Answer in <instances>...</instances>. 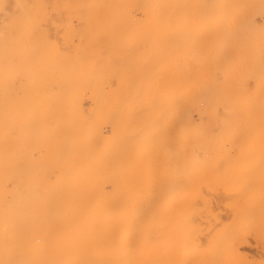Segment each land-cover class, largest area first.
I'll return each mask as SVG.
<instances>
[{
    "label": "rangeland",
    "instance_id": "374dc122",
    "mask_svg": "<svg viewBox=\"0 0 264 264\" xmlns=\"http://www.w3.org/2000/svg\"><path fill=\"white\" fill-rule=\"evenodd\" d=\"M12 1H14L15 5ZM110 1L0 0V264H74L72 260H69L73 257V253H67L70 252V250L63 244L65 241L69 243L65 237H70L72 233H75L73 231L76 230V226L73 225L74 222L73 224L66 222L70 216H62V211L57 205H46L42 203L45 200L42 201L41 199L39 202L38 199L29 198V204L32 205L31 208L33 207V202L36 200L41 204V209H39L41 211L38 212V210H36L37 213L34 212L35 210H33V208L36 202L34 203L32 211L31 209L28 210V207L25 211L23 210L24 205L26 207L28 201L24 203V198H21V200L20 198L16 199L15 197H11L7 191L12 183L14 153L12 144L13 125H17L15 126V128H18L17 132L21 130L25 135L26 133L24 132H29L30 135L33 134L34 131L38 133L41 131L40 128L46 129L44 134L48 131L51 132L48 133V135L41 134L42 138L44 137L43 141L40 139V134L38 133L37 136H39L36 137V140L34 138L33 141L32 137L30 138L27 136L30 139L26 142H21V139L25 140L24 138H26H23V134L21 133L22 135L19 134L21 137L19 136L20 139H18L19 143L17 148L19 150L21 145L22 148L23 146H28L29 148L31 145L30 148H33L32 150L30 148L24 149V152L21 154L19 151L20 153H18V155L21 154L20 156L24 157V159H33L32 161H35L34 163L36 164L42 162L43 165L53 166L58 161V163H61V160L67 159L66 157L70 158L77 155V139L74 132H77L79 129V126L82 124L81 120H84V116H87L86 118L91 120L86 121V123L84 122V124L88 125L83 129V137L86 135L84 138H93L97 141L94 146L96 149L93 148L91 156L98 162H103L105 160L103 163L110 164L114 171L116 169L114 174L115 176L118 175V177L116 180L114 179L113 188L115 187L114 189H117V193L115 192L117 197L123 200L124 198H122V196L126 194L128 199L130 198V202L131 198L134 200L130 203H134V207L129 204L130 206H126L127 209L124 208V212L122 211L123 214L121 210H123L125 205H128L126 202H129L127 197H125L126 195L124 196L125 200H127L126 202L123 201L125 205L121 207L119 205L117 210L114 211V217L116 216L115 218L118 219V221L121 219L120 221H126L128 223L138 222L140 218L139 216L137 218L136 212L140 211V209L141 211L145 209L146 212L150 210L148 207L145 208L146 205H151L150 201L152 202V200L149 199L151 197L153 198L151 194L154 193V185L150 183V181L154 180L156 182L157 180L156 183L161 181L167 184L173 182L174 180L171 181V179L175 177V188L177 192L176 190L170 191L174 193L171 194L172 197L169 191H165L166 193L163 192V196L166 197L161 200L162 202L160 199L163 197L158 196L159 201L155 199L157 203H155L156 201L154 200L155 202H152L154 206H151V209H154L155 204H158L156 207L158 206L160 210L155 208V212L151 210L149 213L157 214L156 212H160L161 209H168L170 206L172 207L176 204L175 206L177 207L175 210L176 212L178 211L177 213L179 216L175 213V210H173L172 214L168 215L171 217L164 218L168 216H156L158 218L157 220L154 216L149 218L147 223L148 225L152 223L150 226H153L156 222V225L160 226L164 223L166 225L170 224L174 220L172 223H182L184 228L188 227V229H191L196 239L200 240L202 238L201 240L205 239L203 240L204 242L206 240L208 241L204 244L205 246L203 245L202 248L204 249H200V252L195 251L190 253V257L187 259H192L193 261L190 260V262H188V260H186V264L187 262L188 264H209L210 260L218 264L222 258L219 264H224L225 262V264H245L246 262V264H264V239L262 238V242V239L257 240L250 235L254 228L258 230L262 229V227L264 228V201L261 200H264V193L260 194L264 192V166H260L264 165V0ZM60 2L63 4L61 3V5H59ZM107 5L111 6L108 8ZM76 6L79 7V9ZM15 9H18V12L15 11ZM110 18L111 20H109ZM25 21H27L28 24ZM2 24L3 26H1ZM33 29H35L34 33L32 31ZM78 31H81L79 32L80 35H78ZM30 42L31 44H29ZM17 44L19 45L18 47ZM86 44H89V47L86 46ZM109 45L110 47L108 48ZM11 49L14 51H11ZM32 50L33 53L36 51L34 53L35 55L32 54ZM7 51L8 53H6ZM29 51L31 53H29ZM16 56L20 57L16 59ZM11 58L14 62H11V65L9 63L7 64L6 60L9 59L12 61ZM27 61L29 63H27ZM116 62L118 64L115 65ZM121 62L124 63L122 64ZM50 63L52 64L50 65ZM4 65H8V70L5 69L6 67ZM44 66L48 68V70L45 69ZM13 68L16 69L15 72ZM39 68L41 70H39ZM109 69L113 71L111 72ZM30 70H35V73L33 74V71L29 73ZM43 71H45L46 75ZM40 72L42 73L40 74ZM8 74L12 75L9 76ZM84 76H86V78H84ZM89 82L91 84H89ZM62 86L63 88H61ZM3 89L6 91L4 94ZM3 95L6 96L4 97ZM58 96L61 102H59ZM99 96L101 97L100 99ZM103 97H105L106 100ZM15 98L17 99L15 100ZM6 100L7 102H5ZM45 100H47V103H45ZM54 100H56L55 102H59L58 106H56L58 102L55 104V102H53ZM90 101H93V103ZM121 101L122 104H120ZM42 102H44V104ZM68 105L70 107H68ZM42 106L44 107L43 110ZM98 106H101V108H98ZM36 107L39 109H36ZM48 108L50 111H45ZM68 108H70V110H68ZM102 108L106 110V112H104ZM20 109L21 111L25 109V112H23V110L22 114H26L21 115ZM88 109L90 111L92 110V112ZM27 111L31 113L28 112L27 114ZM44 112L46 114L43 115ZM49 112H51V114ZM69 112H72L71 114L73 115H70ZM85 112H88L91 116L87 115ZM57 113L61 114L58 115ZM77 114L78 116H76ZM103 114L107 115L104 116ZM13 115L18 119L16 120ZM92 115L98 122L97 120H92ZM62 117L64 120H62ZM69 117H73L71 118L73 123L70 121ZM57 118L59 120L61 119L63 124L61 120L57 121ZM125 119L126 122L124 123ZM13 120L18 122L14 123L15 121ZM42 120L44 121L42 122ZM121 120L124 123H122L123 126L120 125L122 122ZM26 121L30 122L29 125ZM45 121L47 124H44ZM92 121H94V125L91 124L93 123ZM59 122L62 124H60L62 127L59 126ZM21 123H26V129L30 127L29 130H26L25 126L21 125ZM90 124L93 125L91 128ZM64 125H66V127ZM20 126H24V129L21 127L22 130ZM32 127H35L36 130ZM89 131L94 132H90V137L87 135ZM49 135L51 138H49V141H46L45 139L48 138ZM94 135H97L98 138ZM33 136H35V132ZM26 139L28 140V138ZM104 140H107L106 143H104ZM35 141L36 143H34ZM22 148L20 150H22ZM40 148L41 152H46L47 154L41 153ZM33 150H38L40 153H38V151L34 153ZM130 150H132L131 153ZM32 153L34 154L31 157L30 154L32 155ZM160 153L163 154L161 155ZM37 154H40L39 156L41 157ZM152 154L153 156H151ZM101 155H103L102 160H100L102 157ZM147 156H149V158ZM109 157L110 159H108ZM251 157L255 160L253 158L250 159ZM49 158L51 160L54 159V162ZM171 159L173 162H171ZM161 164L163 166L160 167ZM170 165L171 167H169ZM172 165L181 166L182 170L179 172L180 177L174 172ZM134 167L137 168V170ZM171 168L173 171L171 170L170 172ZM125 169L131 171V176L133 178L130 177L123 181L124 175L131 174ZM238 170H240V172ZM120 171H122V173ZM163 173L165 174L162 175ZM121 174L123 175L120 178ZM149 174L151 176H149ZM136 175H141L143 180L134 177ZM194 176L196 178H194ZM252 176L258 177L254 179L255 177L252 178ZM153 177L155 179H153ZM159 177H161L163 181L160 180ZM251 178L254 179L251 182L252 185L248 182V179L250 180ZM135 179L138 182L140 181L139 184H134ZM181 179H183L185 183L182 182ZM194 179L196 181H194ZM257 179H259V181H257ZM116 181L117 183L119 182L118 185L120 183L122 184L119 188ZM127 181L130 182L131 185ZM186 181H190V183ZM246 181L247 186L245 184ZM125 182L127 183L125 184ZM149 183L150 190H148L149 187L146 188ZM182 183L183 185L187 184V186L178 190L177 188L181 187ZM254 183L256 186L252 188ZM261 184L263 186H261ZM135 185L139 186L135 187ZM144 185L146 186L144 187ZM131 187L134 188L132 189ZM139 187L140 189H138ZM250 187L253 189L252 191L257 192L253 194L251 190V192H248V188L250 189ZM241 188H243V190H241ZM246 190L248 193H243ZM240 191H242L243 194H241ZM142 196L147 198L151 197L149 199H144ZM253 197L258 198V200L260 199L257 201L258 203L262 202L260 204L255 202L254 205L251 206V200L254 199ZM166 198H168L167 203L164 202ZM141 199L143 201H141ZM188 199L193 202L188 201ZM14 200L19 204L15 203ZM168 200H170L169 203ZM178 200L181 201L178 202ZM121 202L122 201L119 203L121 204ZM159 202L161 203L160 205ZM190 202H192L193 205ZM21 203H24V205L22 206ZM39 203L38 205H40ZM172 203L174 204L172 205ZM183 203L188 205V209L184 207L185 205ZM15 205L18 206L17 210L19 208V212L16 211ZM38 205L36 206L37 208L35 207L34 209H38ZM139 206L142 207L140 208ZM50 207L52 208L49 209ZM248 207H250V209ZM256 208H262L263 213L262 209L260 211ZM118 209L121 213L118 212ZM251 211L259 214L257 215L259 218L257 219V217H255L256 215H253ZM127 214L130 217L127 216ZM132 215H135L138 220L136 218L134 220L135 216L133 217ZM61 216L65 218L66 221L62 220ZM118 216L120 217L118 218ZM121 217L124 218L122 219ZM181 217L184 219L182 222L180 221L183 220ZM228 217L230 220L228 219L227 221ZM254 217L256 220L253 219ZM153 218L156 221H153ZM176 218V221H179L178 223L175 222ZM189 219L190 221L193 220L191 221L193 222L192 224L188 221ZM253 220H255L254 224ZM157 221L159 223H157ZM236 221L237 223H235ZM203 222L205 224H203ZM248 224H250L251 230L247 228L249 227ZM241 226L244 228L242 229ZM232 228H236L238 234H236L235 229L231 231ZM228 229H230L232 233ZM240 229H242V231ZM244 229H247L246 232ZM249 230L250 233L248 232ZM241 232L243 233L241 234ZM203 234L204 236H202ZM226 235L227 237L225 238L224 236ZM221 236L225 239L220 238ZM216 238L219 239V242H217L218 240ZM228 238L234 239V241L238 240L240 241L239 243H242L245 239H247L246 242L248 241L247 243L244 242L241 244L239 254L242 255H238L240 257L236 255L238 259L236 256H234L236 259L233 258L232 254H224L223 252V250L226 249ZM69 239L72 240L71 237ZM212 245L214 247H211ZM223 247L225 248L223 249ZM220 248L222 250H220ZM218 250H220V252L222 251V254L220 253V257L216 258L217 255L219 256V254H217V252L219 253ZM207 255L209 258L213 255V260L212 258H208V260L205 259L204 261L203 256L207 258ZM196 257L199 258L198 262L196 261ZM217 259H219V261H216ZM68 260L71 262H68ZM215 262L210 264H215Z\"/></svg>",
    "mask_w": 264,
    "mask_h": 264
},
{
    "label": "bare ground",
    "instance_id": "6f19581e",
    "mask_svg": "<svg viewBox=\"0 0 264 264\" xmlns=\"http://www.w3.org/2000/svg\"><path fill=\"white\" fill-rule=\"evenodd\" d=\"M27 1H29V0H27ZM48 1H50V0H48ZM53 1V0H52ZM85 1V0H84ZM95 1V0H94ZM107 1V0H106ZM110 1V0H109ZM114 1V0H113ZM13 2V4H14V1H12ZM17 2V1H16ZM15 2V3H16ZM37 2V1H36ZM70 2V1H69ZM111 2V1H110ZM125 2V1H124ZM22 3V2H21ZM34 3V2H33ZM47 3V2H46ZM57 3V2H56ZM61 3L62 2H60L59 3V5H61ZM81 3V2H80ZM104 3V2H103ZM106 3V2H105ZM109 3V2H108ZM120 3V2H119ZM4 4H5V2H4ZM19 4V3H18ZM42 4V3H41ZM41 4H40V6H41ZM48 4V3H47ZM52 4V3H51ZM55 4V3H54ZM63 4V3H62ZM113 4V3H112ZM118 4V3H117ZM7 5V4H6ZM15 5V4H14ZM58 5V4H57ZM105 5V4H104ZM2 6V5H1ZM19 6H20V4H19ZM29 6V5H28ZM75 6V5H74ZM77 6H78V4H77ZM76 6V7H77ZM83 6V5H82ZM97 6V5H96ZM108 6V5H107ZM111 6V5H110ZM110 6H108V8L110 7ZM45 7V6H44ZM60 7V6H59ZM75 7V8H76ZM23 8V7H22ZM41 8H42V6H41ZM78 9H79V7H77ZM85 8V7H84ZM87 8H89V7H87ZM116 8V7H115ZM3 9V8H2ZM101 9V8H100ZM118 9V8H117ZM125 9V8H124ZM18 9H15V11H17ZM32 10V9H31ZM37 10H38V8H37ZM40 10V9H39ZM123 10V9H122ZM5 11V10H4ZM14 11V12H15ZM26 11V10H25ZM34 11V10H33ZM97 11V10H96ZM102 11V10H101ZM3 12V11H2ZM18 12V11H17ZM41 12H42V10H41ZM103 12V11H102ZM108 12V11H107ZM30 13V12H29ZM88 13V12H87ZM104 13V12H103ZM17 14V13H16ZM37 14H38V11H37ZM102 14V13H101ZM110 14H112V13H110ZM17 15H19V14H17ZM114 15V14H113ZM124 15V14H123ZM8 16H10V15H8ZM33 16H34V14H33ZM105 16V15H104ZM14 17V16H13ZM15 17H16V15H15ZM20 17V16H19ZM22 17V16H21ZM43 17V16H42ZM41 17V18H42ZM109 17V16H108ZM114 17V16H113ZM2 18V17H1ZM116 18H117V16H116ZM129 18V17H128ZM79 19V18H78ZM103 19V18H102ZM108 19V18H107ZM113 19H115V18H113ZM21 20V19H20ZM33 20V19H32ZM109 20H111V18L109 19ZM11 21V20H10ZM27 21H28V19H27ZM27 21H25V22H27ZM34 21V20H33ZM123 21V20H122ZM3 22V21H2ZM7 22V21H6ZM5 22V23H6ZM24 22V23H25ZM30 22V21H29ZM35 22V21H34ZM105 22V21H104ZM10 23V22H9ZM8 23V24H9ZM89 23V22H88ZM95 23V22H94ZM27 24H28V22H27ZM31 24V23H30ZM106 24V23H105ZM7 25V24H6ZM21 25V24H20ZM31 25H33V24H31ZM84 25H85V23H84ZM92 25V24H91ZM93 25H95V24H93ZM103 25V24H102ZM117 25V24H116ZM115 25V26H116ZM122 25V24H121ZM1 26H3V24L1 25ZM119 26V25H118ZM12 27V26H11ZM124 27V26H123ZM5 28H6V26H5ZM13 28H14V26H13ZM12 28V29H13ZM3 29V28H2ZM11 29V30H12ZM15 29V28H14ZM28 29V28H27ZM31 29H32V27H31ZM81 29V28H80ZM110 29V28H109ZM20 30V29H19ZM34 30L35 29H33L32 31H33V33H34ZM37 30V29H36ZM2 31V30H1ZM15 31H18V30H15ZM42 31V30H41ZM41 31H38V32H41ZM102 31V30H101ZM105 31V30H104ZM115 31V30H114ZM126 31V30H125ZM13 32V31H12ZM22 32V31H21ZM45 32V31H44ZM79 32H81V31H78V35H80L79 34ZM86 32V31H85ZM1 33V32H0ZM6 33V32H5ZM15 33V32H14ZM13 33V34H14ZM36 33V32H35ZM9 34H11V33H9ZM38 34V33H37ZM42 34V33H41ZM46 34V33H45ZM85 35H86V33H85ZM88 35V34H87ZM91 35V34H90ZM109 35V34H108ZM119 35V34H118ZM36 36V35H35ZM42 36H44V35H42ZM95 36V35H94ZM114 36V35H113ZM13 37V36H12ZM30 37H31V35H30ZM82 37V36H81ZM88 37V36H87ZM97 37V36H96ZM2 38H5V37H2ZM27 38V37H26ZM83 38H84V36H83ZM9 39V38H8ZM3 40V39H2ZM23 40H24V38H23ZM83 40V39H82ZM1 41V40H0ZM6 41H7V39H6ZM20 41V40H19ZM28 41V40H27ZM30 41V40H29ZM80 41H81V38H80ZM89 41H90V39H89ZM46 42V41H45ZM106 42V41H105ZM25 43H26V40H25ZM87 43V42H86ZM95 43V42H94ZM20 44H21V42H20ZM29 44H31V42L29 43ZM29 44H27V45H29ZM111 44V43H110ZM119 44V43H118ZM124 44V43H123ZM19 45L17 44V47H18ZM80 46V45H79ZM86 46H88L89 47V44L87 45L86 44ZM97 46V45H96ZM106 46H107V44H106ZM113 46H115V45H113ZM2 47H3V45H2ZM24 47V46H23ZM39 47H41V46H39ZM110 47V45L108 46V48ZM16 48V47H15ZM14 48V49H15ZM99 48H100V46H99ZM33 49V48H32ZM93 49V48H92ZM112 49V48H111ZM116 49V48H115ZM114 49V50H115ZM13 49H11V51H12ZM16 50V49H15ZM52 50V49H51ZM81 50V49H80ZM88 50V49H87ZM105 50H106V48H105ZM109 50V49H108ZM119 50V49H118ZM124 50V49H123ZM10 51V50H9ZM14 51V50H13ZM85 51V50H84ZM111 51V50H110ZM124 51H126V50H124ZM16 52H17V50H16ZM32 52V54L33 55H35L34 53L36 52H34L33 53V50L31 51ZM30 51H29V53H31ZM38 52V51H37ZM41 52V51H40ZM47 52V51H46ZM6 53H8V51L6 52ZM5 53V54H6ZM27 53V52H26ZM59 53V52H58ZM104 53V52H103ZM102 53V54H103ZM28 54V53H27ZM81 54V53H80ZM84 54V53H83ZM87 54V53H86ZM1 55H3V54H1ZM23 55V54H22ZM10 56V55H9ZM23 56H25V55H23ZM29 56V55H28ZM49 56V55H48ZM81 56V55H80ZM92 56V55H91ZM107 56V55H106ZM220 56V55H219ZM225 56V55H224ZM5 57V56H4ZM7 57V56H6ZM12 57V56H11ZM17 57H20V56H16V59H17ZM85 57H86V55H85ZM96 57V56H95ZM126 57V56H125ZM1 58H2V56H1ZM28 58V57H27ZM12 59V58H11ZM29 59V58H28ZM82 59V58H81ZM6 60V59H5ZM34 60V59H33ZM99 60V59H98ZM110 60V59H109ZM108 60V61H109ZM121 60V59H120ZM4 61V60H3ZM20 61V60H19ZM40 61V60H39ZM56 61V60H55ZM79 61H80V59H79ZM83 61V60H82ZM88 61V60H87ZM106 61V60H105ZM111 61H113V60H111ZM124 61V60H123ZM13 63L14 61H13V59H12V61H10L9 59L8 60H6V63L8 64H10V63ZM15 62H16V60H15ZM47 62H48V60H47ZM52 62V61H51ZM83 62H85V61H83ZM100 62V61H99ZM115 62V61H114ZM113 62V63H114ZM220 62V61H219ZM5 63V62H4ZM5 63V64H6ZM17 63V62H16ZM27 63H29L28 61H27ZM36 63V62H35ZM88 63V62H87ZM101 63V62H100ZM111 63V62H110ZM122 64L124 63V62H121ZM120 63V64H121ZM126 63V62H125ZM40 64V63H39ZM43 64V63H42ZM52 63H50V65H51ZM112 64V63H111ZM116 64H118L117 62L115 63V65ZM119 64V65H120ZM11 65V64H10ZM49 65V66H50ZM89 65H90V63H89ZM99 65V64H98ZM5 66V65H4ZM7 66L8 65H6L4 68L5 69H7ZM20 66V65H19ZM23 66V65H22ZM48 66V67H49ZM84 66V65H83ZM88 66V65H87ZM12 67V66H11ZM39 67V66H38ZM79 67V66H78ZM106 67V66H105ZM2 68V67H1ZM20 68H21V66H20ZM35 68V67H34ZM44 68H45V66H44ZM104 68V67H103ZM112 68V67H111ZM5 69H3V70H5ZM14 69V68H13ZM13 69H10V70H13ZM45 69H47L48 70V68H45ZM83 69V68H82ZM93 69H95V68H93ZM101 69V68H100ZM125 69V68H124ZM8 70V69H7ZM15 70L16 69H14V72H15ZM22 70V69H21ZM39 70H41L40 68H39ZM99 70V69H98ZM109 70H111V69H109ZM31 71H33V70H30V72L29 73H31ZM95 71V70H94ZM101 71V70H100ZM113 70H111V72H112ZM124 71V70H123ZM9 72H11V71H9ZM44 73H45V71H43ZM49 72V71H48ZM87 72V71H86ZM89 72V71H88ZM102 72V71H101ZM20 73V72H19ZM26 73V72H25ZM28 73V72H27ZM35 73V70L33 71V74ZM42 72H40V74H41ZM124 73V72H123ZM32 74V75H33ZM98 74H99V72H98ZM108 74V73H107ZM9 75V74H8ZM10 75H12V74H10ZM9 75V76H10ZM14 75V74H13ZM31 75V76H32ZM45 75H46V73H45ZM45 75H43V76H45ZM47 75H48V73H47ZM57 75V74H56ZM80 75V74H79ZM102 75V74H101ZM211 75V74H210ZM41 76V75H40ZM92 76V75H91ZM91 76H90V78H91ZM96 76V75H95ZM174 76V75H173ZM24 78H25V76H24ZM33 78H34V76H33ZM38 78H39V76H38ZM84 78H86V76H84ZM9 79V78H8ZM46 79V78H45ZM101 79H102V76H101ZM176 79V78H175ZM47 80V79H46ZM51 80V79H50ZM49 80V81H50ZM54 80V79H53ZM84 80H86V79H84ZM105 80V79H104ZM4 81V80H3ZM9 81H11V80H9ZM26 81H27V79H26ZM56 81H58V80H56ZM95 81H96V79H95ZM6 82V81H5ZM44 82V81H43ZM51 82V81H50ZM82 82V81H81ZM123 82V81H122ZM58 83V82H57ZM96 83H97V81H96ZM121 83V82H120ZM3 84V83H2ZM13 84V83H12ZM33 84V83H32ZM89 84H91L90 82H89ZM25 85V84H24ZM57 85V84H56ZM55 85V86H56ZM50 86H52V85H50ZM78 86V85H77ZM80 86H81V84H80ZM83 86V85H82ZM97 86V85H96ZM100 86V85H99ZM6 87V86H5ZM13 87V86H12ZM25 87V86H24ZM52 88V87H51ZM61 88H63V86L61 87ZM104 88V87H103ZM6 89H8V88H6ZM31 89V88H30ZM53 89H55V88H53ZM58 89V88H57ZM123 89V88H122ZM4 90V89H3ZM81 90V89H80ZM84 90V89H83ZM97 90V89H96ZM7 91H9V90H7ZM38 91H39V89H38ZM37 91V92H38ZM41 91V90H40ZM99 91V90H98ZM102 91H104V90H102ZM6 91L4 90V92H3V94L5 93ZM44 92V91H43ZM64 92V91H63ZM93 92V91H92ZM40 93V92H39ZM48 93V92H47ZM47 93H45V94H47ZM53 93V92H52ZM114 93V92H113ZM41 94V93H40ZM63 94V93H62ZM14 95V94H13ZM64 95V94H63ZM79 95V94H78ZM86 95V94H85ZM4 97L6 96V95H3ZM84 96V95H83ZM114 96V95H113ZM123 96V95H122ZM53 97H55V96H53ZM78 97V96H77ZM88 97V96H87ZM93 97V96H92ZM97 97H98V95H97ZM125 97V96H124ZM28 98H29V96H28ZM46 98V97H45ZM57 98H59V96L57 97ZM76 98V97H75ZM79 98V97H78ZM77 98V99H78ZM82 98V97H81ZM84 98V97H83ZM101 97L99 96V99H100ZM104 99H105V97H103ZM115 98H117V97H115ZM5 99V98H4ZM17 98H15V100H16ZM23 99V98H22ZM88 99V98H87ZM95 99V98H94ZM110 99V98H109ZM25 100V99H24ZM57 100V99H56ZM56 100H54L53 102H55ZM59 100H60V98H59ZM70 100V99H69ZM75 100V99H74ZM79 100V99H78ZM82 100V99H81ZM106 100V99H105ZM121 100H122V98H121ZM32 101V100H31ZM46 102L45 103H47V100H45ZM94 101V100H93ZM93 101H90V102H92L93 103ZM101 101H102V99H101ZM104 101V100H103ZM5 102H7V100L5 101ZM30 102V101H29ZM58 102V101H57ZM57 102H55V104L57 103ZM59 102H61V100L59 101ZM59 102H58V104L56 105V106H58L59 105ZM71 102V101H70ZM73 102H75V101H73ZM79 102H80V100H79ZM89 102V101H88ZM30 103H32V102H30ZM43 104H44V102H42ZM50 103H51V101H50ZM105 103H106V101H105ZM124 103V102H123ZM18 104H19V102H18ZM49 104V103H48ZM61 104V103H60ZM96 104V103H95ZM108 104V103H107ZM119 104V103H118ZM120 104H122V101L120 102ZM22 105H24V104H22ZM28 105H29V103H28ZM31 105V104H30ZM35 105V104H34ZM90 105V104H89ZM97 105V104H96ZM99 105V104H98ZM101 105V104H100ZM102 105H104V104H102ZM109 105H110V103H109ZM108 105V106H109ZM15 106V105H14ZM16 106H17V104H16ZM26 106H27V104H26ZM85 106V105H84ZM94 106V105H93ZM112 106V105H111ZM120 106H122V105H120ZM37 107H38V105H37ZM36 107V109H39V108H37ZM43 107V106H42ZM41 107V108H42ZM64 107V106H63ZM68 107H70L69 105H68ZM103 107V106H102ZM29 108H30V106H29ZM60 108V107H59ZM98 108H101V106L99 107L98 106ZM106 108V107H105ZM129 108V107H128ZM128 108H126V109H128ZM16 109H17V107H16ZM44 109V107L42 108V110ZM61 109V108H60ZM85 109V108H84ZM92 109V108H91ZM103 109V108H102ZM101 109V110H102ZM112 109V108H111ZM24 110V111H23ZM22 111L23 112H25V109H23ZM50 111V109L48 108L47 110H45V111ZM68 110H70V108H68ZM74 110V109H73ZM86 110V109H85ZM89 110V109H88ZM87 110V111H88ZM101 110H100V112H101ZM104 110V109H103ZM115 110V109H114ZM116 110H117V107H116ZM13 111H14V109H13ZM12 111V112H13ZM22 111H21V109H20V113H21V115H24V114H26V113H24V114H22ZM35 111V110H34ZM58 111V110H57ZM61 111V110H60ZM67 111V110H66ZM76 111V110H75ZM90 111V110H89ZM88 111V112H89ZM97 111H99V110H97ZM28 112H30V111H27V114H28ZM36 112V111H35ZM43 112V111H42ZM51 112H53V111H51ZM51 112H49L50 114H51ZM62 112V111H61ZM86 113L87 115H90L91 116V114H89V113ZM90 112H92V110L90 111ZM104 112H106V110H104ZM103 112V113H104ZM19 113V114H20ZM31 113V112H30ZM70 113V112H69ZM72 113V112H71ZM70 113V115H73V114H71ZM102 113V112H101ZM100 113V114H101ZM14 114V113H13ZM44 114H46L45 112L43 113V115ZM49 114V115H50ZM56 114V113H55ZM58 114V113H57ZM59 114H61V113H59ZM58 114V115H59ZM65 114V113H64ZM76 114V113H75ZM74 114V115H75ZM41 115H42V113H41ZM82 115V114H81ZM104 115V114H103ZM105 115H107V114H105ZM104 115V116H105ZM115 115V114H114ZM120 115V114H119ZM130 115V114H129ZM128 115V116H129ZM15 118H16V116L15 115H13ZM18 116V115H17ZM66 116V115H65ZM76 116H78V114L76 115ZM93 116V115H92ZM94 116H95V114H94ZM94 116H93V118H92V120H94V121H96L97 119H94ZM103 116V117H104ZM117 116V115H116ZM127 116V117H128ZM22 117V116H21ZM37 117V116H36ZM43 117V116H42ZM45 117V116H44ZM87 117V116H86ZM85 116H84V120H81L82 121V124L79 126V129L77 130L76 128V130H77V132H74V135L76 136V142H77V145H76V149L78 150V152H76L77 153V155H74L73 153V157H70V158H68V157H66L67 159H65V160H61V163H56L55 165H51V166H48V165H43V163L42 162H40V164H39V162L36 164V163H34L32 160L33 159H29V158H26V159H24V157H22V156H20L23 152H24V149H29L30 147H31V145L29 146V148H28V146L27 147H24L23 146V148H22V145H21V147H20V149L22 148V150H18V148H17V146H18V139H20L19 138V136L21 137V135L23 134V131H21L20 130V132H17V130H18V128L16 129L15 128V126H17L16 124H15V126L13 125L12 126V144H13V148H14V153H13V172H12V183H11V187L8 189V193L11 195V197H15L16 199L17 198H24V203H26L27 201H28V203H27V205H30L29 203V201H30V199H38L39 200V202H40V199L43 201V200H45L44 202H42V203H45L46 205H57L58 206V208L59 209H61V211H62V216H65V215H69L70 216V218L66 221V219L65 218H63L62 216V220H65L66 222H69V223H72L73 224V222H74V224L73 225H75L76 226V230H74L73 232H75L74 234L72 233V235L70 236L71 238H72V240H73V242H72V240H70L69 238V236H67V237H65V239H67L68 240V242L69 243H67L66 241L63 243V244H65L66 245V247H68L69 248V250H70V252H67V253H73V257L72 258H70L69 260H72L73 261V263L74 264H186V260H188V262H190V260L191 261H193L192 259H187V258H189L190 257V253H192V252H195V251H197V252H200V249H204V248H202L203 247V245L204 244H206V241L204 242L203 240H205V239H203V240H199V239H196V237L195 236H193V231L191 230V229H188V227L187 228H184L183 226H182V223L181 224H175V223H170V224H159L160 226H158V225H156V222H155V226L153 225V226H150V224H152V223H150L149 225H148V223H147V220L149 219V218H151V217H156V216H162V217H164V216H168V215H171L172 214V212H173V210H175L176 209V207L177 206H175L176 204H174V203H172V207L170 206V208H168V209H161V211L160 212H156L157 214H151V213H149L151 210H153L154 212H155V208L156 209H158V206L156 207V205H158V204H155V207H154V209H151V206H154V202L156 201L155 199H157L158 200V196H162L163 198H161L160 199V201L162 200V199H164L165 197L163 196V192H165V191H169V194H170V196L172 197V195L171 194H174L173 192L171 193L170 191H175L176 190V185H175V177H174V179H171V181L172 180H174L173 182H171V183H162L161 181L159 182V183H156L157 182V180H156V182L154 181V180H148V181H150V183H152L153 185H154V193L153 194H151V196L153 195V198L151 197H144V196H142L144 199L145 198H147V199H149V200H152V202L150 201V203H151V205L149 206V204H148V206L146 205H144V203H143V205L145 206V208L146 207H148L150 210L148 211V212H146V210H145V212H144V210H142L141 211V209H140V211H138V212H136V210H135V212L137 213L136 215H137V218H138V216H139V221L138 222H126V221H120L121 219H119V221H118V219H116L115 217H114V211L115 210H117V207H119V205H120V207L121 206H123V205H125V204H123L124 202H126L127 200H125V197H127V199H128V196L126 195H123L122 196V198H124L123 200L121 199H119L118 197H117V189L115 190L114 188H113V182H114V179L116 180V178L118 177V175H116L115 176V174H114V172L116 171V169H115V171L112 169V166L110 165V164H108V163H103L102 161V163L101 162H98V161H96L95 160V158H93L92 156H91V152L93 151V148H94V146L96 145V143H97V141H96V139H93L92 137V139H89L88 137H86V138H84L83 137V129H84V127L86 126V125H88V124H84V122L86 123V121H90L91 119H87ZM108 117V116H107ZM126 117V118H127ZM25 118V117H24ZM60 118H61V116H60ZM70 118V121L72 120L71 118H73V117H69ZM75 118V117H74ZM96 118H97V116H96ZM113 118V117H112ZM18 118H16V120H17ZM19 119H21V118H19ZM30 119H32V118H30ZM37 119H39V118H37ZM41 119V118H40ZM48 119H50V118H48ZM56 119V118H55ZM76 119V118H75ZM77 119H78V117H77ZM101 119V118H100ZM103 119H105V118H103ZM61 120V119H60ZM58 118H57V121H60ZM62 120H64L63 119V117H62ZM61 120V122H62V124H63V121ZM187 120V119H186ZM13 121H15V120H13ZM22 121V120H21ZM37 121V120H36ZM41 121V120H40ZM44 120H42V122H43ZM56 121V122H57ZM68 121V120H67ZM73 121V120H72ZM71 121V122H72ZM75 122L77 121V120H74ZM94 121H92L93 123H91V124H93L94 125ZM100 121V120H99ZM122 121V120H121ZM129 121V120H128ZM16 122H18V121H15L14 123H16ZM49 122V121H48ZM77 122H79V121H77ZM97 122H98V120H97ZM102 122H103V120H102ZM105 122H106V120H105ZM126 122V119H125V121H124V123ZM26 123L29 125V123L30 122H28V121H26ZM26 123H21V125H24L25 126V129L27 128L26 126H27V124ZM34 123H36V122H34ZM51 123V122H50ZM50 123H49V125H50ZM73 123V122H72ZM80 123V122H79ZM88 123V122H87ZM96 123V122H95ZM122 123H123V121L121 122V124L120 125H122ZM123 123V124H124ZM18 124V123H17ZM26 124V125H25ZM38 124H40V123H38ZM44 124H47V122L45 121V123ZM61 123L59 122V126H61L60 125ZM64 124H65V121H64ZM75 124V123H74ZM90 124V128L93 126V125H91ZM99 124V123H98ZM109 125V124H108ZM119 125V126H120ZM24 126H20V128L21 127H23V129H24ZM31 126V125H30ZM33 126V125H32ZM35 126V125H34ZM38 126V125H37ZM65 127H66V125H64ZM72 126H74V125H72ZM112 126H114V125H112ZM112 126H110V127H112ZM123 126V125H122ZM44 127V126H43ZM46 127V126H45ZM62 127V126H61ZM99 127V126H98ZM107 127V126H106ZM30 128V127H29ZM29 128L28 129H26V130H29ZM32 128H35V127H32ZM49 128V127H48ZM22 129V128H21ZM22 129V130H23ZM38 129H39V127H38ZM40 129H41V131L43 132H41L40 131ZM39 129V131L41 132H38L39 134H40V139H42V141L44 140L43 138H42V135L41 134H44V132H45V130L46 129H42V128H40ZM105 129V128H104ZM120 129V128H119ZM35 130H36V128H35ZM44 130V131H43ZM69 130V129H68ZM70 130H73V129H70ZM86 130V129H85ZM110 130H111V128H110ZM94 131H96V130H94ZM30 132H31V129H30ZM34 132H35V136H33V134H34ZM33 132V134H31L30 135V133L28 132H24V133H26V135L25 134H23L22 136H23V138L24 137H26V138H28V140L26 139V138H24L25 140H22L21 139V142H26V141H29V139L32 137V140L35 138V140L37 139L36 137H38L37 136V132L36 131H34ZM72 132V131H71ZM90 132H93V131H89V133L87 132V135L89 136V134H90ZM111 132V131H110ZM22 133V134H21ZM32 133V132H31ZM48 133H51V132H47V133H45L44 135H48ZM94 133V132H93ZM117 133V132H116ZM124 133V132H123ZM19 134H21V135H19ZM28 134V135H27ZM85 134V133H84ZM100 134V133H99ZM25 135V136H24ZM98 135V134H97ZM97 135L95 136V137H97ZM117 135V134H116ZM118 135H120V134H118ZM27 136H29V137H27ZM93 136V137H94ZM115 136V135H114ZM122 136H123V134H122ZM46 137V136H45ZM90 137V136H89ZM103 137V136H102ZM107 137V136H106ZM111 137V136H110ZM117 137V136H116ZM49 138H51V136L49 135L48 136V138H46L45 140L47 141H49ZM98 138V137H97ZM105 139V138H104ZM117 139V138H116ZM34 141V140H33ZM41 141V140H40ZM41 141V142H42ZM51 141H52V139H51ZM107 141V140H106ZM106 141L104 140V143H106ZM114 141V140H113ZM121 141V140H120ZM119 141V142H120ZM32 142V141H31ZM45 142V141H44ZM53 142V141H52ZM96 142V143H95ZM34 143H36V141L34 142ZM101 143H103V142H101ZM103 143V144H104ZM112 143V142H111ZM29 144V143H28ZM32 144V143H31ZM45 144V143H44ZM49 144V143H48ZM54 144V143H53ZM52 144V145H53ZM49 145H51V144H49ZM56 145V144H55ZM111 145V144H110ZM20 146V145H19ZM33 146V145H32ZM36 146H38V145H36ZM54 146V145H53ZM105 146V145H104ZM34 147V146H33ZM41 147V146H40ZM48 147V146H47ZM107 147V146H106ZM38 148V147H37ZM44 148H46V147H44ZM49 148V147H48ZM53 148V147H52ZM123 148V147H122ZM31 149V148H30ZM33 149V148H32ZM31 149V150H32ZM94 149H96V148H94ZM111 149V148H110ZM117 149V148H116ZM44 150V149H43ZM42 150V151H43ZM46 150V149H45ZM21 152V154L20 155H18V153H20ZM26 151H28V150H26ZM26 151H25V153H26ZM34 151V150H33ZM36 151H38V150H36ZM36 151H34V153L36 152ZM47 151V150H46ZM53 151H54V149H53ZM55 151H57V150H55ZM59 151V150H58ZM75 151V150H74ZM131 151L132 150H130V153H131ZM134 151V150H133ZM29 152V151H28ZM40 152H41V148H40ZM39 151H38V153H40ZM49 152V151H48ZM73 152V151H72ZM95 152V151H94ZM104 152H106V151H104ZM141 152V151H140ZM139 152V153H140ZM155 152V151H154ZM157 152V151H156ZM34 153H32V155L30 154V156L32 157L33 156V154ZM41 153H46V152H41ZM50 153H51V151H50ZM126 153V152H125ZM153 153V152H152ZM159 153V152H158ZM249 153V152H248ZM251 153V152H250ZM27 154V153H26ZM47 154V153H46ZM45 154V155H46ZM94 154V153H93ZM95 154H97V153H95ZM104 154V153H103ZM106 154V153H105ZM113 154V153H112ZM115 154H117V153H115ZM128 154H129V152H128ZM143 154V153H142ZM161 155L163 154V153H160ZM25 155V154H24ZM38 156L40 155V154H37ZM43 155V154H42ZM54 155V154H53ZM59 155V154H58ZM57 155V156H58ZM65 155V154H64ZM69 155V154H68ZM97 155H99V154H97ZM126 155V154H125ZM131 155V154H130ZM209 155V154H208ZM37 156V157H38ZM95 156V155H94ZM102 157H101V159L100 160H102L103 159V155H101ZM127 156V155H126ZM151 156H153V154L151 155ZM150 156V157H151ZM158 156V155H157ZM26 157V156H25ZM39 157H41V156H39ZM52 157V156H51ZM96 157V156H95ZM141 157V156H140ZM148 158H149V156H147ZM156 157V156H155ZM159 157V156H158ZM34 158V157H33ZM58 158V157H57ZM63 158H65V157H63ZM145 158V157H144ZM147 158V159H148ZM160 158V157H159ZM224 158V157H223ZM248 158H249V155H248ZM253 157H251L250 159H252ZM35 159V158H34ZM44 159H45V157H44ZM50 159V158H49ZM56 159V158H55ZM59 159V158H58ZM61 159V158H60ZM108 159H110V157L108 158ZM115 159H117V158H115ZM127 159V158H126ZM131 159V158H130ZM225 159V158H224ZM231 159V158H230ZM254 159V158H253ZM40 160V159H39ZM51 160V159H50ZM53 160V162H54V159H52ZM51 160V161H52ZM172 160V159H171ZM255 160V159H254ZM38 161V160H37ZM45 161V160H44ZM48 161V160H47ZM56 161V160H55ZM107 161V160H106ZM253 161V160H252ZM263 161V160H262ZM118 162V161H117ZM171 162H173V160L171 161ZM239 162H240V160H239ZM238 162V163H239ZM251 162V161H250ZM257 162H258V160H257ZM34 163V164H33ZM41 163H42V165H41ZM49 163V162H48ZM121 163V162H120ZM209 163V162H208ZM228 163V162H227ZM246 163V162H245ZM46 164V163H45ZM122 164V163H121ZM136 164V163H135ZM141 164H142V162H141ZM181 164V163H180ZM229 164V163H228ZM247 164V163H246ZM254 164V163H253ZM50 165V164H49ZM120 165V164H119ZM148 165H150V164H148ZM153 165V164H152ZM156 165V164H155ZM154 165V166H155ZM159 165V164H158ZM165 165V164H164ZM215 165V164H214ZM219 165V164H218ZM153 166V167H154ZM161 166H163L162 164L160 165V167ZM204 166V165H203ZM211 166V165H210ZM235 166V165H234ZM250 166V165H249ZM261 167L262 166H264V165H260ZM118 167V166H117ZM116 167V168H117ZM165 167H166V165H165ZM169 167H171V165L169 166ZM184 167V166H183ZM230 167V166H229ZM244 167V166H243ZM256 167V166H255ZM135 168V167H134ZM146 168H147V166H146ZM155 168H156V166H155ZM158 168V167H157ZM167 168H168V165H167ZM166 168V169H167ZM172 168L174 169V172H176V174L178 175V177H180V175H179V172H180V170H182L181 169V166H174V165H172ZM172 168L170 169V172H171V170H172ZM185 168H187V167H185ZM184 168V169H185ZM221 168H222V166H221ZM220 168V169H221ZM231 168V167H230ZM229 168V169H230ZM246 168V167H245ZM248 168V167H247ZM129 169V168H128ZM127 169V170H128ZM136 170H137V168H135ZM166 169H164V170H166ZM169 169V168H168ZM205 169V168H204ZM213 169H215V168H213ZM218 169V168H217ZM236 169V168H235ZM122 170V169H121ZM126 170V169H125ZM126 170V171H127ZM130 170V169H129ZM127 171V172H130L131 173V171ZM156 170V169H155ZM154 170V171H155ZM219 170V169H218ZM124 171V170H123ZM140 171V170H139ZM150 171V170H149ZM157 171V170H156ZM155 171V172H156ZM162 170L160 169V172H161ZM173 171V170H172ZM210 171V170H209ZM230 171V170H229ZM239 172H240V170H238ZM261 171V170H260ZM263 171V170H262ZM119 172V171H118ZM121 173H122V171H120ZM136 172V171H135ZM142 172H144V171H142ZM167 172V171H166ZM185 172V171H184ZM187 172V171H186ZM225 172V171H224ZM235 172H237V171H235ZM243 172V171H242ZM254 172H255V170H254ZM129 173V174H130ZM140 173V172H139ZM149 173V172H148ZM162 173V172H161ZM160 173V174H161ZM169 173V172H168ZM183 173V172H182ZM223 173V172H222ZM238 173V172H237ZM258 173V172H257ZM263 173H264V171H263ZM116 174H117V172H116ZM120 174V173H119ZM126 174V173H125ZM128 174V173H127ZM151 174V173H150ZM149 174V176H151ZM165 173H163L162 175H164ZM185 174V173H184ZM192 174V173H191ZM217 174V173H216ZM255 174H256V172H255ZM259 174V173H258ZM122 175L123 174H121V176H120V178L122 177ZM132 173L130 174V175H124V177H123V181H124V179H128V178H133L132 176ZM142 175V174H141ZM141 175L139 176V175H136V176H134V177H137V179L138 178H141V180H143L142 179V177H141ZM147 175V174H146ZM152 175H153V173H152ZM170 175H171V173H170ZM199 175V174H198ZM215 175V174H214ZM221 175V174H220ZM226 175V174H225ZM245 175H247V174H245ZM251 175V174H250ZM257 175V174H256ZM260 175V174H259ZM172 176V175H171ZM170 176V177H171ZM176 176V175H175ZM215 176H217V175H215ZM222 176V175H221ZM248 176H249V174H248ZM164 177V176H163ZM162 177V178H163ZM166 177V176H165ZM177 177V178H178ZM182 177V176H181ZM211 177V176H210ZM253 177H255V176H252V178ZM256 177H258V176H256ZM256 177L254 178V179H256ZM144 178H145V175H144ZM160 178V180H162L161 179V177H159ZM184 178V177H183ZM194 178H196L195 176H194ZM198 178V177H197ZM203 178V177H202ZM201 178V179H202ZM249 178V177H248ZM251 178V179H252ZM153 179H155L154 177H153ZM185 179V178H184ZM250 179V180H251ZM254 179H252L251 181L248 179V182H250L249 184H251L252 185V181L254 180ZM178 180H180V179H178ZM198 180V179H197ZM200 180V179H199ZM210 180V179H209ZM212 180V179H211ZM214 180V179H213ZM215 180H216V178H215ZM130 181V180H129ZM137 180L135 179V182H134V184L135 183H138L139 184V182L137 181ZM147 181V180H146ZM163 181V180H162ZM169 181H170V179H169ZM181 181L182 182H184L183 181V179H181ZM194 181H196L195 179H194ZM244 181V180H243ZM257 181H259V179H257ZM263 181V180H262ZM261 181V182H262ZM128 182V181H127ZM127 182H125V184L127 183ZM130 182H133V181H130ZM130 182H128L129 184H130ZM145 182V181H144ZM186 182H188V181H186ZM260 182V183H261ZM116 183H117V181H116ZM119 183V182H118ZM118 183H117V185H118ZM123 183V182H122ZM141 183H142V181H141ZM148 183V182H147ZM150 183L146 186V185H144V187L146 186V188H148L149 186H150ZM185 183V182H184ZM188 183H190V181L188 182ZM247 183V181L245 182V184ZM128 184V185H129ZM193 184V183H192ZM244 184V183H243ZM248 184V185H249ZM259 184V183H258ZM257 184V185H258ZM262 184H263V182H262ZM261 184V186H263ZM116 185V186H117ZM120 185H122L121 183L118 185V188L120 187ZM131 185V184H130ZM130 185L128 186L129 188H130ZM126 186V185H125ZM139 186V185H138ZM137 185H135V187H138ZM185 186H187V184L186 185H183V183H182V186L181 187H179V188H177L178 190L180 189V188H182V187H184L185 188ZM243 186H245V185H243ZM242 186V187H243ZM246 186H247V184H246ZM256 185H255V183H254V185H253V187L252 188H254ZM142 187H143V185H142ZM189 187V186H188ZM258 187V186H257ZM132 189L134 188V187H131ZM146 188H144V189H146ZM152 188V189H153ZM175 188V189H174ZM264 188V187H263ZM121 189V188H120ZM138 189H140V187L138 188ZM244 189H245V187H244ZM131 190V189H130ZM142 190V189H141ZM140 190V191H141ZM148 190H150V187H149V189ZM147 190V191H148ZM241 190H243V188H241ZM248 192H251L253 189H251V187H250V189L248 188ZM251 190V191H250ZM256 190V189H255ZM264 190V189H263ZM119 191V190H118ZM125 191V190H124ZM136 191V190H135ZM145 191V190H144ZM238 191H239V189H238ZM116 192V193H115ZM127 192V191H126ZM129 192V191H128ZM131 192V191H130ZM176 192H177V190H176ZM241 192V194H243V193H248L247 192V190L245 191V192H243L242 193V191H240ZM257 192V191H256ZM256 192H254V191H252V194L253 193H256ZM136 193V192H135ZM141 193V192H140ZM142 193H144V192H142ZM148 193V192H147ZM161 193H162V195H161ZM166 193V192H165ZM260 193V192H259ZM262 193H264V192H261L260 194H262ZM130 194V193H129ZM128 194V195H129ZM133 194H134V190H133ZM250 194V193H249ZM120 195V194H119ZM131 195V194H130ZM144 195V194H143ZM148 195V194H147ZM125 196V197H124ZM131 196H133V195H131ZM141 196V195H140ZM146 196V195H145ZM173 196H175V195H173ZM239 196H240V194H239ZM238 196V197H239ZM258 196H261V195H258ZM263 196V195H262ZM134 197V196H133ZM159 197V198H160ZM169 197V196H168ZM176 197V196H175ZM244 197V196H243ZM252 197V196H251ZM14 198V199H15ZM26 198V199H25ZM27 198H28V200H27ZM30 198V199H29ZM135 198V197H134ZM250 198V197H249ZM249 198H247V199H249ZM254 199H252L251 200V206H253L254 205V203L255 202H257V201H259L258 200V198H256V197H253ZM264 198V197H263ZM20 199H19V202H20ZM130 199V198H129ZM128 199V200H129ZM133 198H131V202L132 201H134V200H132ZM167 199L168 198H166V201L164 200V202L165 203H167ZM173 199H174V197H173ZM181 199V198H180ZM184 199V198H183ZM240 199V198H239ZM22 200V199H21ZM31 201V202H33V207H34V203L36 202V205H35V207L38 205V201ZM122 201L121 202V204L119 203L120 201ZM136 200V199H135ZM139 200V199H138ZM149 200H148V202H149ZM155 200V201H154ZM241 200V199H240ZM262 201H264L263 199H261ZM15 201V203H18V202H16V200H14ZM18 201V200H17ZM124 201V202H123ZM140 201V200H139ZM141 201H143L142 199H141ZM159 201V200H158ZM174 201V200H173ZM181 201V200H180ZM179 200H178V202H180ZM188 201H192V200H190V199H188ZM187 201V202H188ZM261 201V202H262ZM22 202V201H21ZM38 202V203H37ZM130 202V200H129V202L127 201L126 203L128 204V205H125V207H123V210H121V208H120V210H121V212L123 211L124 212V208H126L127 209V207L126 206H130V205H132L133 207H134V203L133 204H130L131 203ZM162 202V201H161ZM163 202V203H164ZM170 202V200H168V203ZM187 202H185V203H187ZM193 202V201H192ZM192 202H190L192 205H193V203ZM205 202V201H204ZM260 202V203H261ZM24 203H21V205L23 206L24 205ZM139 203V202H138ZM137 203V204H138ZM146 203V202H145ZM155 203H157V201L155 202ZM175 203H176V200H175ZM182 203V202H181ZM189 203V202H188ZM243 203H245V202H243ZM258 203V202H257ZM260 203H258V204H260ZM19 204V203H18ZM40 204V203H39ZM130 204V205H129ZM161 203L159 202V205H160ZM184 204V203H183ZM204 204V203H203ZM249 204V203H248ZM26 205V207H25V205H24V209L23 210H27V207H28V210H30L31 209V211H32V208H31V206L32 205H30V206H27ZM169 205V204H168ZM182 205V204H181ZM185 206V208L186 209H188L187 207H188V205H186V204H184ZM190 205V204H189ZM208 205V204H207ZM16 206V205H15ZM14 206V207H15ZM41 204L40 205H38V209H34L33 208V210H35L34 212H36L37 213V211L36 210H38V212L39 211H41V210H39V209H41ZM132 206H131V208H132ZM243 206V205H242ZM244 206H245V204H244ZM244 206H243V208H244ZM256 206V205H255ZM261 206V205H260ZM17 207L18 206H16L15 208H16V211L17 212H19V208H18V210H17ZM40 207V208H39ZM47 207V206H46ZM45 207V208H46ZM136 207V206H135ZM140 208L142 207V206H139ZM160 207H162V206H160ZM207 207H209V206H207ZM258 207V206H257ZM26 208V209H25ZM37 208V207H36ZM52 207H50L49 209H51ZM153 208V207H152ZM178 208H179V206H178ZM249 209H250V207H248ZM247 208V209H248ZM22 209V208H21ZM130 209V208H129ZM133 209V208H132ZM137 209V208H136ZM139 209V208H138ZM254 209V208H253ZM257 210L259 209V208H256ZM261 209L262 208H260L259 210L261 211ZM15 210V209H14ZM46 210V209H45ZM47 210H48V208H47ZM119 210V209H118ZM120 210L118 211V212H120ZM158 210H160V209H158ZM182 210H183V208H182ZM255 210V209H254ZM43 211H44V209H43ZM133 211V210H132ZM246 211V210H245ZM249 211V210H248ZM260 211H259V213H260ZM120 212V213H121ZM122 212V213H123ZM178 212V211H177ZM176 212V210H175V213L178 215V213ZM250 212V211H249ZM252 212V214L254 215H256L255 217H257V215H259V214H256V213H253L254 211H251ZM256 212V211H255ZM45 213H47V212H45ZM117 213V212H116ZM126 213V212H125ZM127 213H129V212H127ZM180 213V212H179ZM231 213V212H230ZM233 213V212H232ZM243 213H245V212H243ZM258 213V212H257ZM262 213H263V209H262ZM124 214V213H123ZM132 214H134V213H132ZM246 214V213H245ZM116 215V214H115ZM131 215V214H130ZM251 215V214H250ZM125 216V215H124ZM127 216H129L128 214H127ZM133 216V215H132ZM131 216V217H132ZM135 216V215H134ZM133 216V217H134ZM179 216V215H178ZM181 216V215H180ZM245 216V215H244ZM261 216V215H260ZM262 216H263V214H262ZM120 216H118V218H119ZM130 217V216H129ZM162 217H159V218H162ZM169 217H171V216H168V217H164V218H169ZM211 217V216H210ZM252 217V216H251ZM253 218V219H255L256 220V218ZM32 218V217H31ZM122 218V217H121ZM124 218V217H123ZM122 218V219H123ZM135 218H136V216L134 217V220H135ZM136 218V219H137ZM157 218V217H156ZM178 218V217H177ZM177 218L175 219V222H177L176 220H177ZM186 218V217H185ZM208 218V217H207ZM233 218H234V216H233ZM259 218V216L257 217V219ZM262 218V217H261ZM163 219V218H162ZM181 219H183L182 217H181ZM192 219V218H191ZM206 219V218H205ZM228 219H229V217L227 218V221H228ZM232 219V218H231ZM242 219H243V217H242ZM252 219V218H251ZM250 219V220H251ZM70 220V221H69ZM130 220H131V218H130ZM129 220V221H130ZM138 220V219H137ZM153 221H156V220H154V218L152 219ZM152 220H150V221H152ZM157 220H158V218H157ZM167 220V219H166ZM179 220H180V218H179ZM195 220V219H194ZM230 220V219H229ZM248 220V219H247ZM255 220H253V224H254V221ZM261 220V219H260ZM264 220V219H263ZM37 221V220H36ZM64 221V222H65ZM133 221V220H132ZM149 221V222H150ZM152 221V222H153ZM160 221V220H159ZM163 221V220H162ZM161 221V222H162ZM165 221V220H164ZM181 222L182 221H184V219L183 220H180ZM186 221V220H185ZM188 221H190V219L188 220ZM191 221H193V220H191ZM190 221V222H191ZM210 221V220H209ZM160 222V223H161ZM168 222V221H167ZM169 222H170V220H169ZM179 222V221H178ZM177 222V223H178ZM195 222V221H194ZM154 223V222H153ZM157 223H159L158 221H157ZM193 222H191V224H192ZM208 223V222H207ZM230 223V222H229ZM235 223H237V221L235 222ZM234 223V224H235ZM260 223H261V221H260ZM203 224H205L204 222H203ZM253 224H252V226H253ZM238 225H240V224H238ZM259 225V224H258ZM188 226H189V224H188ZM194 226V225H193ZM206 226H208V225H206ZM230 226H234V225H230ZM248 226L249 227H247V228H249L250 230H251V228H250V224H248ZM195 227V226H194ZM255 227V226H254ZM191 228H193V227H191ZM241 228H242V226H241ZM244 228V227H243ZM242 228V229H243ZM246 228V227H245ZM206 229V228H205ZM214 229V228H213ZM225 229V228H224ZM235 229V231L237 230L236 228H232V230L231 231H233ZM242 229H240L241 231H242ZM264 228L262 227V229H256V228H254L252 231H251V233H250V230L248 231L249 233H250V235H252V237L253 238H255V239H257V240H260V239H264V230H263ZM229 231H230V229H228ZM245 230V232H246V230L247 229H244ZM228 231V232H229ZM230 231V232H231ZM234 231V232H235ZM233 232V233H234ZM232 233V232H231ZM231 233H230V235H231ZM240 233V232H239ZM243 232H241V234H242ZM221 234H222V232H221ZM235 234V233H234ZM236 234H238L237 233V231H236ZM235 234V235H236ZM74 235H75V237H74ZM206 235V234H205ZM211 235H212V233H211ZM218 235V234H217ZM246 235H247V233H246ZM249 235V236H250ZM202 236H204V234L202 235ZM232 237H233V235H231ZM245 236V235H244ZM248 236V235H247ZM225 238L227 237V235L226 236H224ZM223 237V238H224ZM237 237V236H236ZM239 237H241V236H239ZM206 238L208 239V237L206 236ZM209 238H210V236H209ZM220 238H222V236L220 237ZM222 238V239H223ZM224 238V239H225ZM64 239V240H65ZM214 239V238H213ZM218 241L217 242H219V239L218 238H216ZM230 238H228V242H227V244H226V249H224L225 247H223V252H224V254H232V256H233V258H235L234 256H238V255H240L239 253H240V248H241V244H243L244 242H246V240L247 239H245V241H243L242 243H239L240 241H234V239H230ZM236 239V238H235ZM238 239V238H237ZM241 239V238H240ZM263 239H262V242H263ZM209 240V239H208ZM215 240V239H214ZM213 240V241H214ZM252 240V239H251ZM212 241V242H213ZM70 242H71V244H70ZM208 242V241H207ZM220 242H222V241H220ZM224 242H225V240H224ZM248 242V241H247ZM246 242V243H247ZM259 242V241H258ZM210 243V242H209ZM209 243H207V244H209ZM215 243H216V241H215ZM254 243V242H253ZM256 243V242H255ZM69 244V245H68ZM217 244V243H216ZM222 244V243H221ZM218 245V244H217ZM260 245V244H259ZM205 246V245H204ZM208 246V245H207ZM220 246V245H219ZM71 247V248H70ZM211 247H214L213 245L211 246ZM217 247V246H216ZM215 247V248H216ZM244 247H245V245H244ZM250 247V246H249ZM264 247V246H263ZM245 249V248H244ZM243 249V250H244ZM211 250V249H210ZM220 250H222L221 248H220ZM220 250H218L219 251V253L217 252V254H219V256L217 257L216 256V258H219L220 257V253L222 252H220ZM243 250H241V251H243ZM260 250H261V248H260ZM263 250V249H262ZM213 251H214V248H213ZM214 254H216V253H214ZM222 254V253H221ZM246 254V253H245ZM201 255H202V253H201ZM200 255V256H201ZM242 255V254H241ZM240 255V256H241ZM197 256H198V253H197ZM206 256V255H205ZM205 256H203V259H204V261H205V259L206 260H208V258H209V256L207 257V258H204ZM213 256V255H212ZM212 256H210V258L209 259H211L212 258ZM226 256V255H225ZM236 256V257H237ZM240 256H238V257H240ZM260 256H262V255H260ZM259 256V257H260ZM214 257V256H213ZM223 257H224V255H223ZM238 257H237V259H238ZM244 257V256H243ZM194 258V257H193ZM222 258V257H221ZM229 258V257H228ZM242 258V257H241ZM198 257H196V261L198 262ZM202 259V258H201ZM200 259V260H201ZM223 259V258H222ZM221 259V260H222ZM224 259H225V257H224ZM236 259V258H235ZM235 259H233V260H235ZM68 260V262H71V261H69ZM212 260H213V258H212ZM220 260V261H221ZM252 260H254V259H252ZM216 261H219V259H217ZM220 261H219V263H220ZM242 261V260H241ZM248 261V260H247ZM257 261V260H256ZM188 262H187V264H188ZM194 262H195V260H194ZM212 262H215V261H211L210 260V262H209V264L210 263H212ZM192 263V262H191ZM200 263V262H199ZM202 263V262H201ZM208 263V262H207ZM217 262H215V264H216ZM218 263V264H219ZM226 263V262H225ZM224 263V264H225ZM233 263V262H232ZM235 263V262H234ZM247 263V262H246ZM245 263V264H246ZM261 263V262H260ZM71 264V263H70ZM190 264V263H189ZM242 264V263H241ZM244 264V263H243Z\"/></svg>",
    "mask_w": 264,
    "mask_h": 264
}]
</instances>
